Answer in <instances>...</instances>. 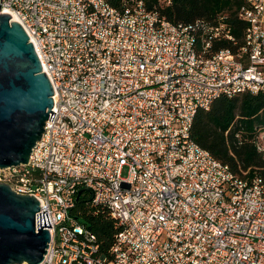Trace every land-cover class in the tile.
Masks as SVG:
<instances>
[{
  "label": "built area",
  "instance_id": "2783aa9c",
  "mask_svg": "<svg viewBox=\"0 0 264 264\" xmlns=\"http://www.w3.org/2000/svg\"><path fill=\"white\" fill-rule=\"evenodd\" d=\"M6 12L53 89L28 163L0 170L47 214L39 264H264V180L191 138L214 100L264 93V0H244L236 52L222 46L236 45L225 17L173 24L143 0H0ZM254 146L264 158V127ZM81 190L90 212L116 221L108 254L71 215Z\"/></svg>",
  "mask_w": 264,
  "mask_h": 264
},
{
  "label": "water",
  "instance_id": "95a60500",
  "mask_svg": "<svg viewBox=\"0 0 264 264\" xmlns=\"http://www.w3.org/2000/svg\"><path fill=\"white\" fill-rule=\"evenodd\" d=\"M52 96L24 29L0 14V170L28 163L45 122L54 116ZM38 212L34 196L17 194L0 183V264L42 262L50 242L46 229L51 228L46 212Z\"/></svg>",
  "mask_w": 264,
  "mask_h": 264
},
{
  "label": "trees",
  "instance_id": "16d2710c",
  "mask_svg": "<svg viewBox=\"0 0 264 264\" xmlns=\"http://www.w3.org/2000/svg\"><path fill=\"white\" fill-rule=\"evenodd\" d=\"M124 9L132 0H106ZM149 11L157 12L173 24L196 21L214 23L220 17L232 28L236 45L222 44L236 52L242 45L245 23L238 18L244 0H143ZM264 127V93L241 94L214 100L209 110L194 116L191 138L215 159L229 166L241 178L259 176L264 180V158L254 146L257 129ZM89 196L81 191L71 215L95 236L100 251L108 254L118 232L116 221L101 209L96 214L86 206Z\"/></svg>",
  "mask_w": 264,
  "mask_h": 264
},
{
  "label": "rangeland",
  "instance_id": "374dc122",
  "mask_svg": "<svg viewBox=\"0 0 264 264\" xmlns=\"http://www.w3.org/2000/svg\"><path fill=\"white\" fill-rule=\"evenodd\" d=\"M127 176V169L124 168L121 172V177H126Z\"/></svg>",
  "mask_w": 264,
  "mask_h": 264
},
{
  "label": "bare ground",
  "instance_id": "6f19581e",
  "mask_svg": "<svg viewBox=\"0 0 264 264\" xmlns=\"http://www.w3.org/2000/svg\"><path fill=\"white\" fill-rule=\"evenodd\" d=\"M5 14L9 15L11 21H13V22H17L16 18L13 17V16H10V14H9L8 12H6Z\"/></svg>",
  "mask_w": 264,
  "mask_h": 264
}]
</instances>
